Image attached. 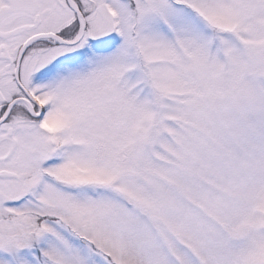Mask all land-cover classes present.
<instances>
[{
    "label": "snow or ice",
    "instance_id": "snow-or-ice-1",
    "mask_svg": "<svg viewBox=\"0 0 264 264\" xmlns=\"http://www.w3.org/2000/svg\"><path fill=\"white\" fill-rule=\"evenodd\" d=\"M0 264H264V0H0Z\"/></svg>",
    "mask_w": 264,
    "mask_h": 264
}]
</instances>
